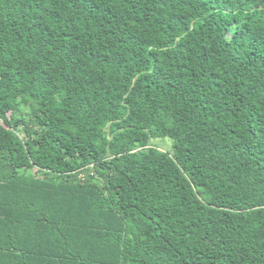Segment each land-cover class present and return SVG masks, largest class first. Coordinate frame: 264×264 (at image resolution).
I'll use <instances>...</instances> for the list:
<instances>
[{
  "label": "trees",
  "instance_id": "trees-1",
  "mask_svg": "<svg viewBox=\"0 0 264 264\" xmlns=\"http://www.w3.org/2000/svg\"><path fill=\"white\" fill-rule=\"evenodd\" d=\"M0 264H264V0H0Z\"/></svg>",
  "mask_w": 264,
  "mask_h": 264
},
{
  "label": "rangeland",
  "instance_id": "rangeland-1",
  "mask_svg": "<svg viewBox=\"0 0 264 264\" xmlns=\"http://www.w3.org/2000/svg\"><path fill=\"white\" fill-rule=\"evenodd\" d=\"M152 142L163 151H171L173 148V141L170 138H160L153 140Z\"/></svg>",
  "mask_w": 264,
  "mask_h": 264
}]
</instances>
